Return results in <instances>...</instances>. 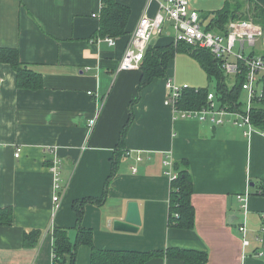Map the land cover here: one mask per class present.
Listing matches in <instances>:
<instances>
[{"label": "crops", "instance_id": "0c3cea01", "mask_svg": "<svg viewBox=\"0 0 264 264\" xmlns=\"http://www.w3.org/2000/svg\"><path fill=\"white\" fill-rule=\"evenodd\" d=\"M160 1L116 0L130 14L125 35L110 47L95 42L101 0H0V48L16 49L42 81L40 89H21L11 67L0 64V209L12 211L11 226L0 227V264H53L52 230H67L73 243L74 203L103 192L101 205H83L80 220L97 249L173 247L204 252L207 264H264V197L254 193L264 181V136L175 118L164 105V79L139 90V69L118 70L139 19L152 18ZM167 37L153 38L150 46L173 42ZM173 66L167 77L178 83ZM165 156L189 164L192 230L169 227ZM130 203L137 206L138 231H114L113 222L125 218ZM244 217L243 238L238 226ZM30 231L40 233L38 243L25 248L23 234ZM90 255L89 247L80 246L74 264H90Z\"/></svg>", "mask_w": 264, "mask_h": 264}, {"label": "trees", "instance_id": "16d2710c", "mask_svg": "<svg viewBox=\"0 0 264 264\" xmlns=\"http://www.w3.org/2000/svg\"><path fill=\"white\" fill-rule=\"evenodd\" d=\"M101 10L98 37L117 38L125 35V27L130 10L116 2V0H101ZM248 5L246 12L241 13L244 5L239 0H226L219 10L212 11L208 15H202L204 22L209 18L206 30L223 31L229 21L234 19H252L254 23L264 25V6L256 0H244ZM188 54L205 72L208 80L216 79L214 95L220 106H228L229 110L242 111L240 102L242 78L233 80L229 88L226 84V76L218 62L206 50L170 42L164 46H150L147 48L139 71L141 74L139 90L143 89L154 79H166L170 64L177 54ZM0 64L11 67L15 73L16 86L21 89L37 90L42 87L41 77L31 71L19 59L18 52L14 48H0ZM208 90L205 88L186 89L181 93L177 103L179 110H200L206 106ZM250 123L255 131L264 133V98L258 101L249 112ZM118 160L112 162V172L115 171ZM175 180L170 182L168 224L171 228L179 230H192L194 227L195 210L191 204L192 178L189 164L186 160L173 164ZM110 179V177H109ZM255 194L264 197V181H259L255 187ZM106 193L98 198H85L74 203L73 209L77 216L75 226L76 236L73 243L69 240L67 230L54 228L53 238V264H64L66 256L69 264H74L76 250L80 246L90 248V264H146L153 259H166L180 261L182 264H207V254L195 250L180 248H167L165 251H129V250H101L92 243V231L80 225L83 205L91 202L101 205ZM12 211L10 208L0 209V227L11 226ZM264 230V216L261 219ZM38 231H30L23 234V247L34 248L39 239Z\"/></svg>", "mask_w": 264, "mask_h": 264}, {"label": "built area", "instance_id": "2783aa9c", "mask_svg": "<svg viewBox=\"0 0 264 264\" xmlns=\"http://www.w3.org/2000/svg\"><path fill=\"white\" fill-rule=\"evenodd\" d=\"M170 24L173 30L175 44L182 43L208 51L218 62L226 77L242 78L241 92L247 96L246 103L243 102L242 111L229 110L228 106H220L214 93L207 94L206 106L200 110H179L177 108L181 93L189 89L185 84L179 85L173 79L167 77L164 81L165 98L164 105L169 107L175 118L183 120H196L199 123H209L212 126L231 124L241 130L247 136L255 131L250 123L249 112L255 104L264 98V25L254 23L252 19L232 20L224 27L223 31L215 29L206 30L203 28V21L199 11L190 9L189 0H161L157 13L149 18L143 15L129 38L119 62V71L138 70L145 52L153 38L162 34L166 23ZM169 28V27H168ZM97 44L104 42L108 46H115L114 38L105 36L96 38ZM251 50L246 54V50ZM91 95V92L88 93ZM95 119L88 122L89 128L93 127ZM264 136V133H260ZM20 150H16L15 157H18ZM137 162L141 161L136 156ZM163 166L166 168L165 175L169 183L175 180L173 163L169 156H165ZM136 172V169H132ZM55 188L58 185L55 184ZM239 202L244 198L237 196ZM58 208V197L52 198ZM239 232L246 234L245 217L238 226ZM243 245L248 242L243 239Z\"/></svg>", "mask_w": 264, "mask_h": 264}, {"label": "rangeland", "instance_id": "374dc122", "mask_svg": "<svg viewBox=\"0 0 264 264\" xmlns=\"http://www.w3.org/2000/svg\"><path fill=\"white\" fill-rule=\"evenodd\" d=\"M224 0H189L190 9H196L199 11L200 15H208L213 9H217L218 5ZM244 5L242 7L241 13L246 12L248 5L244 0H239ZM203 15V16H204ZM237 20V19H234ZM209 18L204 22L203 28L208 24ZM169 27V28H168ZM161 36L165 38L168 36L171 40L174 38L173 30L170 27V24L167 22L163 28ZM167 37V38H168ZM251 50L247 49L246 54ZM260 55H264L263 52L259 51ZM173 66V75L177 80L179 85H187L190 89H199L205 88L211 93H214L216 90V79L212 78L210 81L207 78L205 72L199 67V65L194 61L188 54H177L174 58ZM234 78L229 76L226 77V84L230 88L232 86ZM247 96L245 92L240 93V102L243 105V102L246 103ZM229 125L228 123H226ZM224 126V127H227ZM231 125V124H230Z\"/></svg>", "mask_w": 264, "mask_h": 264}, {"label": "water", "instance_id": "95a60500", "mask_svg": "<svg viewBox=\"0 0 264 264\" xmlns=\"http://www.w3.org/2000/svg\"><path fill=\"white\" fill-rule=\"evenodd\" d=\"M153 44V42H150ZM254 184L250 186L253 187ZM140 226V219L135 203L128 205L127 214L123 220H116L113 222V230L123 233H136Z\"/></svg>", "mask_w": 264, "mask_h": 264}]
</instances>
